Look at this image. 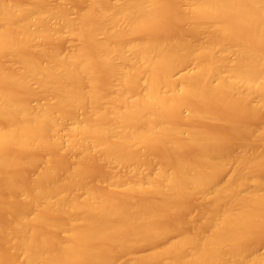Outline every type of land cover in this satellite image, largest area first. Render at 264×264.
Segmentation results:
<instances>
[{
	"label": "bare ground",
	"instance_id": "6f19581e",
	"mask_svg": "<svg viewBox=\"0 0 264 264\" xmlns=\"http://www.w3.org/2000/svg\"><path fill=\"white\" fill-rule=\"evenodd\" d=\"M49 1L0 0V245L11 254L1 253L0 264H115L171 236L132 263L264 264L246 244L264 228L263 126L243 125L251 114L264 124V0H78L75 18ZM68 35L72 48L53 46ZM190 57L195 72L175 79ZM36 95L52 96L53 110L32 106ZM185 99L218 103L220 122L248 110L226 120L238 150L225 148L220 132L196 127L212 115ZM184 106L192 126L170 123ZM67 119L68 149L77 151L68 164L20 155L58 151L56 131ZM149 145L159 154L144 173L137 149ZM90 156L105 164L103 193L85 178ZM251 181L257 187L245 190ZM188 198L198 204L197 220L187 214ZM180 212L193 228L181 227Z\"/></svg>",
	"mask_w": 264,
	"mask_h": 264
},
{
	"label": "rangeland",
	"instance_id": "374dc122",
	"mask_svg": "<svg viewBox=\"0 0 264 264\" xmlns=\"http://www.w3.org/2000/svg\"><path fill=\"white\" fill-rule=\"evenodd\" d=\"M18 1H20V0H18ZM78 1V0H77ZM22 2V1H21ZM24 2V1H23ZM76 3V4H75ZM80 2L78 1V3L76 2V1H73V0H50L49 1V4L53 7L54 5V7H56V6H59V7H61V8H63V10L66 12V14H67V16L69 17L70 16V18H75L76 17V15L75 14H77V11H78V8L80 7V5L82 6V4H79ZM78 4H79V6H78ZM77 7V8H76ZM74 9H76V10H74ZM75 13V14H74ZM50 20H49V22H50V24L51 25H53L52 27L53 28H56V27H58V24H59V20L57 19V18H49ZM54 19V20H53ZM57 20V21H56ZM167 23H169V22H167ZM57 24V25H56ZM174 26H177V24L176 25H174ZM181 26V24H178V26H177V28L178 27H180ZM172 29H175L174 27H173V24L170 26ZM169 27V28H170ZM182 27H183V29H181V27H180V29L181 30H184V29H186V28H184L185 26H183L182 25ZM171 29V30H172ZM170 30V29H169ZM166 31H168V28H165L164 29V33H166ZM176 29L174 30V31H172V33H171V31L169 32V33H171L172 35L173 34H176ZM168 32H167V34H169ZM183 33H184V31H183ZM190 32L188 31L187 32V34H189ZM187 34H186V30H185V36L184 37H186L187 36ZM190 35L191 34H189V36H187L188 38H190ZM205 34H201L200 35V37H198V39L202 42V43H206V40L205 39H208V37H206V35L204 36ZM67 38H64V40H63V38H62V42H60V40H58L59 42H57V39L58 38H56L55 40H56V42L58 43V45H55L56 43H55V41H53L52 42V40H54V39H51L50 41V46H51V44L52 43H55V44H53V46H60V44H61V46L60 47H58L60 50H62V51H66V50H69V48H72L74 45H75V40L72 38V37H70L69 35L68 36H66ZM205 38V39H204ZM60 39V38H59ZM203 39H204V41H203ZM67 40V41H66ZM199 42V41H198ZM72 43V44H71ZM74 43V44H73ZM199 44H201V43H199ZM46 45H49V42H48V44L46 43ZM71 46V47H70ZM226 53H228L229 54V56H227V55H223V56H225V57H227L226 59L227 60H229V59H232L231 57H233V54H231L230 55V53L229 52H225V54ZM194 56V55H193ZM191 58V57H190ZM189 58V59H190ZM196 59V60H195ZM188 62H187V64L185 63V66H183V67H181L180 69H178V71H176L175 72V74H174V78L175 79H178L177 77H179L180 78V76L181 75H185V74H189L190 72H195V69H196V67H197V64H196V62H197V58L196 57H192L190 60H187ZM230 61V60H229ZM6 62H10L9 61V58H7L6 59ZM196 64V65H195ZM14 65H16V64H14ZM196 66V67H195ZM184 68V69H183ZM194 70V71H193ZM33 86L35 87V85L33 84ZM133 88H131V90H132ZM129 90H130V88H129ZM132 91H135L134 89L132 90ZM132 91H130L131 92V94H133V93H135V92H133L132 93ZM106 92V93H105ZM16 93H18V92H16ZM104 94H107V91H104L103 92ZM19 94H21V92H19ZM28 97H30V96H28ZM27 97V98H28ZM43 97V98H42ZM52 97V96H51ZM49 95L47 96H44V95H36V96H32V98H29L30 100H29V103L32 105V106H38V107H45V106H54V99H52ZM51 99V100H50ZM28 100V99H27ZM185 100H189V101H187V102H189L190 103V99H185ZM184 100V101H185ZM52 101H53V103H52ZM193 99L191 100V103L189 104V107L190 106H192L191 108H193L194 106V104H193V102L194 103H196V107L195 108H200V107H202V108H204L203 106H201V104L199 103V102H195V100L193 101ZM47 103V104H46ZM43 104V105H42ZM46 104V105H45ZM187 104V105H188ZM192 104V105H191ZM199 104H200V106H199ZM210 104V105H209ZM86 105V104H85ZM84 105V106H85ZM184 105V104H183ZM186 105V104H185ZM186 105V106H187ZM83 106V107H84ZM81 107L82 106H79L78 108H80L81 109ZM82 107V108H83ZM86 107H87V105L84 107V109L86 110ZM183 107V106H182ZM185 107V106H184ZM209 107V108H208ZM221 106H220V104H219V108H220ZM52 108V109H51ZM50 109L51 110H53V108L54 107H51ZM222 108L223 107H221V110H222ZM55 109H56V106H55ZM58 109V108H57ZM80 109H77L78 111H75V115H76V113H77V117L78 118H80L81 117V115L83 114L82 113V111L80 110ZM83 109V110H84ZM204 109H206V110H210V116H211V118H206L207 120H203V119H201L202 121H200L198 124H195L196 122V120L195 121H193V117H192V119H191V117L189 116L190 114H189V109L188 108H181L180 110H179V114L177 113V115H174L175 113H173L171 116H169V118H168V121L170 122V123H173V124H182L183 126H185L184 125V123L186 124V126H188L189 124V126H192L191 125V123H194V125H197L196 127H198V126H200V129H202V130H205L206 131V129H207V131L208 132H212L213 133V131H217V133L216 134H220V135H223V137H222V139L224 140V142H223V145H224V147L225 148H227V149H229V150H234V149H237L238 150V148L236 147L235 148V145L236 144H234V143H237V142H235V141H233V143H232V137L230 138V136H229V132H230V128H229V125L227 124L230 120H229V117L230 116H234L235 114H239L240 112H243V114H244V116H245V114L248 112V110H246L245 108H244V110H243V108L241 109V108H239V109H241V111L239 112V111H237V109H235L236 111H233L234 109H232V111L234 112L233 114H231L230 113V115H229V113H228V119H226V120H229V121H227V123H226V120H224V122H220L221 120H220V116H221V113L219 114V112H221V110L220 109H218V103H216V102H209L208 103V105L206 104V107L204 108ZM216 109H218L217 111H218V114L220 115L218 118H217V112H216ZM226 109H227V107L225 108V112H227L226 111ZM59 110V109H58ZM58 110H54V111H58ZM81 111V113H80V111ZM84 110V111H85ZM220 110V111H219ZM223 110H224V108H223ZM228 110H231V109H228ZM243 110V111H242ZM83 111V112H84ZM208 112V111H207ZM224 111L222 112V113H225ZM236 112V113H235ZM238 112V113H237ZM79 113V114H78ZM249 114V113H248ZM247 114V115H248ZM54 115H56V112H55V114ZM79 115V116H78ZM246 115V116H247ZM188 116H189V118H188ZM223 116V115H222ZM221 116V117H222ZM237 116V115H236ZM239 116V115H238ZM245 116V117H246ZM248 116H250V114L248 115ZM252 116V117H251ZM251 116L250 117H247V118H249V119H247L249 122H247L246 120H243V119H241V122H236V124L237 125H241L242 123H243V121H244V123H243V125L244 126H247L246 124H249L251 127H255V125H256V127H258V126H260V125H262L263 126V131H264V124L262 123L261 124V121L258 119L257 120V116H255V115H252L251 114ZM256 118H255V117ZM240 117V116H239ZM237 118V119H239V120H237L236 118H234L236 121H240V118ZM242 117H243V115H242ZM241 117V118H242ZM226 118V117H225ZM230 118H232V117H230ZM81 119V118H80ZM189 119H191L193 122H191V120H189ZM217 119H218V121H217ZM222 119V118H221ZM224 119V118H223ZM233 119V118H232ZM252 119H254V121H252ZM257 121H256V120ZM186 120V121H185ZM243 120V121H242ZM251 120V121H250ZM67 121H69V122H67ZM231 123H233V121H230ZM250 122H251V124H250ZM71 123V121L69 120V119H67V120H65L64 121V123H63V125H61L60 127H58V129H57V135L60 137V139H61V141H62V148L60 147V149L57 151V150H55L57 147H59V146H52V148H50V146H48L49 148H47V147H43V148H45V149H43V148H41V150L43 149V151H39V149H38V151L35 149V148H33V150H29V151H27V153L26 154H23L22 153V151L20 152V151H17V154H19V152H20V155L22 156V155H26V156H30V155H33L34 157H41V158H44V157H46V158H49L50 159V157H51V159H56L57 160V163H58V161H59V163L60 164H62V163H65V161L67 162V164H68V162L72 159L73 160V158H75V156L77 155V151H75V150H69L68 149V146H69V144L71 143V141H70V139H71V135L69 134V132H68V125ZM189 123V124H188ZM226 123V124H225ZM235 123V122H234ZM246 123V124H245ZM180 124V125H181ZM188 124V125H187ZM254 124V125H253ZM65 125V126H64ZM224 125H228L227 126V128H226V126H224ZM248 125V126H249ZM65 128V129H64ZM258 129H260V131H261V127H258ZM232 130V129H231ZM261 132V133H263L264 134V132ZM218 132H220V133H218ZM235 132L236 131H234V135H235ZM237 132H239V131H237ZM215 133V132H214ZM231 133V132H230ZM240 134V136H238V137H241V135H242V133L243 132H239ZM231 134H233V133H231ZM230 134V135H231ZM237 134V133H236ZM233 135V139L235 138V136ZM77 137V136H76ZM237 137V136H236ZM237 137V138H238ZM244 137H246L245 136V134L243 133V136L239 139L238 138V140H241V139H243ZM236 139V138H235ZM246 139H247V137H246ZM263 140H264V137L262 138ZM237 139H236V141H238ZM262 144V143H261ZM264 144V143H263ZM263 144H262V146H263ZM234 145V146H233ZM158 147V146H157ZM156 147V145H149V146H146V147H142V148H138L137 149V151H138V155H139V158L141 159L140 160V163L141 164H139V169H140V171L141 172H144V173H148V172H150V169H153V168H150L149 167V165L146 163L147 161H149L150 159H152L153 157H156L157 156V154H159V148H157ZM54 148V149H53ZM224 148V149H225ZM35 149V150H34ZM226 150V149H225ZM23 152L25 153L26 151L25 150H23ZM189 152H191L190 151V149H189V151H188V149L186 150V149H183V150H181V154H183V155H186L187 153L189 154ZM234 152H236V150L234 151ZM233 153V152H232ZM180 154V153H179ZM188 154H187V156H188ZM40 155H42V156H40ZM182 155V156H183ZM44 156V157H43ZM68 156H71V157H68ZM61 157V158H60ZM73 157V158H72ZM95 157V156H94ZM66 158H68V159H66ZM70 158V159H69ZM90 158H91V156H90ZM88 159L87 160V158H85L86 159V161L85 160H83L84 162H85V166H83V167H86L85 168V170L87 169V171H85V173L86 172H88V173H86V179H87V181H90V183L92 184H94V185H96L97 186V184H99V185H101V187L99 186V188H102V186H104V185H102L103 184V182H102V184H100V182H101V180H100V178H101V176H103L105 173H104V169L102 168V166L104 165L105 166V164H102V162H100V161H96V157L94 158V159ZM56 160H54L55 162H56ZM63 160H65L64 162H61V161H63ZM68 160V161H67ZM70 164V163H69ZM82 164H83V162H82ZM143 164V165H142ZM113 167H115V166H113ZM155 167V166H154ZM229 168H228V170H226V172L225 173H223L222 175H220V181H222V180H225L226 178H227V176H228V173L231 171V169H232V166H228ZM231 167V168H230ZM104 168H106V167H104ZM34 171H36V168L34 167H32V168H29L28 170L29 171H26L27 169H25V173L26 174H28L29 176L31 175H33L35 172H33V170ZM103 169V170H102ZM114 169V168H113ZM116 169V168H115ZM144 169V170H143ZM102 170V171H101ZM119 170V172H121L122 170H121V168H117L116 170H115V172L116 171H118ZM107 171V168L105 169V172ZM100 172H103V174H101ZM118 172V173H119ZM101 174V175H100ZM121 174V173H120ZM99 175V178L97 177ZM99 180H98V179ZM224 178V179H223ZM102 179V178H101ZM1 180V179H0ZM98 181V182H97ZM256 185V182L255 181H251V182H249L247 185H246V188H244L245 190H247V191H251V190H254L256 187H257V185ZM105 187V186H104ZM103 187V188H104ZM1 188H2V184H1ZM3 189V188H2ZM2 189H0L1 191H0V193L2 192V194H4L3 192L4 191H2ZM97 190H98V186H97V188H96ZM99 191V190H98ZM106 190H100L99 191V193L100 192H105ZM107 193V192H106ZM193 200H195V199H193ZM191 198L189 199H187L186 201H185V204H186V206L188 207L187 209H188V211H187V214H188V212H190L189 213V215L191 216V217H193V214H194V216H195V212H197V210H196V208L195 207H197V202H195V201H193ZM191 201V202H190ZM194 202H195V204H196V206L194 207ZM190 204V205H189ZM191 207V208H190ZM192 209V210H191ZM196 210V211H195ZM194 212V213H193ZM183 212H180V214L178 215L177 214V216H176V218L177 219H179L180 221H181V223H180V225H181V227H184L185 228V226H187V225H189L190 223L192 224V225H194L193 224V221L192 220H190V222H186V220H187V218L185 217L186 215H185V213L183 214V215H185L184 216V218H182V216L183 215H181ZM197 216V215H196ZM187 217L188 218H190L188 215H187ZM193 218H195L196 220H197V217H193ZM192 218V219H193ZM170 219V218H169ZM183 219H185L184 221H183ZM188 221H189V219H188ZM183 222H185V223H188L187 225H185V223H184V225H183ZM195 222V221H194ZM196 222H198V221H196ZM183 225V226H182ZM191 225V226H192ZM262 225V224H261ZM264 225V224H263ZM191 226H187V228L189 227H191ZM195 226H196V223H195ZM194 226H192L191 228H193ZM261 227V226H260ZM263 227V226H262ZM261 227V228H262ZM188 228V229H189ZM257 228V227H256ZM255 228V229H256ZM258 228H259V226H258ZM257 228V229H258ZM259 228L260 230H258V232H253L252 231V233L254 234H252V236L250 237H248L247 239V241H246V244L247 245H254L255 246V250H256V252L258 253V254H264V228ZM254 229V230H255ZM175 238V236H171V237H168L167 239H165V240H161V241H159L158 243H155V245L154 246H152V247H160V246H162V245H164V244H166L167 242H169L170 240H172V239H174ZM161 243V244H160ZM257 245V246H256ZM1 247H3L4 248V246H3V244H1L0 245V248ZM152 247L151 246H147L146 247V245L145 246H140V247H137V248H134V249H132L130 252H128V253H125V254H120V255H118V256H116V258H115V264H133L132 262H133V260H135V258H137L138 256H141V254L143 255V254H146V252L148 251H150L151 249H152ZM6 248V247H5ZM3 249V252H2V250H0V254L1 253H3L1 256H4V255H7V256H5V258L6 259H8V258H10V256H11V254H10V252H9V255H8V251L9 250H7V249ZM6 250V251H5ZM4 251H5V253H4ZM263 252V253H262ZM132 256V257H131ZM156 261L158 260V259H155ZM154 259H153V261L152 260H150V261H152V264H162V263H160V262H162L163 261V259H162V261H161V259H159L157 262L155 261ZM165 261V260H164ZM123 262V263H122ZM159 262V263H158ZM148 264H151L149 261H148ZM163 264H164V262H163Z\"/></svg>",
	"mask_w": 264,
	"mask_h": 264
}]
</instances>
